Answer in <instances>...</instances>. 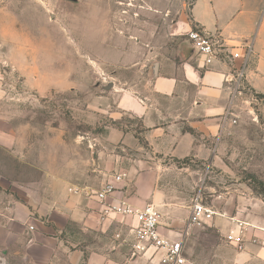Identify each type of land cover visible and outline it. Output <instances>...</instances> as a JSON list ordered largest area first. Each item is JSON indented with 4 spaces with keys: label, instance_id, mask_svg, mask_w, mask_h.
<instances>
[{
    "label": "rangeland",
    "instance_id": "374dc122",
    "mask_svg": "<svg viewBox=\"0 0 264 264\" xmlns=\"http://www.w3.org/2000/svg\"><path fill=\"white\" fill-rule=\"evenodd\" d=\"M140 4L141 0H0V221L5 203L32 211L35 204L43 211L31 215L42 222L44 234L55 232L64 243L84 247L85 255L89 250L108 251L118 241L116 251L123 260L130 252L127 224L110 218L102 231L82 230L71 221L60 229L55 226L58 212L52 201L60 186L70 183L73 190L94 195L120 175L121 189L134 194L135 181L149 173V185L165 203L160 208L167 206L179 221L189 216L198 193L204 204L220 212L245 195L264 201V190L258 187V180L264 183V94L245 86L232 98L227 123L213 137L200 138L211 149L205 158L153 153L144 141L148 129L138 118L112 115V75L136 84L142 95L149 94V83L139 66L100 62L112 53L110 34H102L100 27L108 29L118 11L124 22L134 12L140 14L135 21L141 20ZM176 42L168 38L165 45L170 48ZM187 50L191 51L189 45ZM181 130L196 135L187 124H181ZM150 157L161 166H132L134 159ZM203 225H196L193 234L198 252L206 257L215 236ZM14 229L17 237L0 242V264H33L35 256L46 254L45 248H28L32 225L22 230L17 224ZM72 245L68 246L73 249ZM49 264H68L65 253L58 250Z\"/></svg>",
    "mask_w": 264,
    "mask_h": 264
},
{
    "label": "crops",
    "instance_id": "0c3cea01",
    "mask_svg": "<svg viewBox=\"0 0 264 264\" xmlns=\"http://www.w3.org/2000/svg\"><path fill=\"white\" fill-rule=\"evenodd\" d=\"M128 4L133 5L132 2ZM112 7L118 9L119 6L114 3ZM140 7L141 20L135 21V15L140 17V14L134 12L132 16L128 14L124 22L118 11L108 29L100 27L102 34L107 37L110 34L112 45L110 57L101 58L100 62L119 68L139 66L149 83V94L142 95L136 84L112 75V102L116 109L112 115L123 113L138 118L148 129L144 141L153 153L176 159L189 155L205 158L211 149L200 138L213 137L217 128L227 123L233 97L225 78L241 59L233 62L220 58L204 65L203 57L193 51L187 33L198 27L216 34L228 50L249 44L251 53L245 83L252 92L264 94V0H191L188 4L180 0L178 6L168 0H141ZM168 38L177 40L173 47L165 45ZM181 124H187L196 135L182 131ZM133 162V167L161 166L160 161L152 157L137 158ZM149 177H152L149 173L141 174L135 181L136 192L127 194L121 189L123 179L113 176L105 183H110L112 190L103 197L98 196L101 190L87 196L73 190L70 183L63 184L52 201L54 211L58 212L54 215L55 226L60 229L65 222L71 221L82 230L102 231L110 218H115L130 227L135 224L133 217L108 211L107 205H129L138 210L153 203L160 213L159 232L173 240L182 238L185 264H264V201L261 198L245 195L237 203L224 206L221 212L216 210L213 218L202 226L215 236L213 243L206 248L207 256L203 257L202 251L198 252V237L193 234L196 224L188 223L189 216L179 221L174 211L165 205L160 208L159 204L165 203L157 190L149 185ZM18 204L11 201L4 204L0 242L8 243L18 234L14 229L17 224L22 230L32 225L28 248L47 249L44 256L32 257L35 258L33 264H49L58 250L65 253L68 264H158V254L154 257L149 253L131 255V245L129 254L119 260L116 248L121 242L118 241L112 242L114 244L108 251L89 250L85 255L84 247L64 243L55 232L44 234L42 222L31 215L35 210L43 211L41 207L33 204L32 211ZM58 216L64 221L62 224ZM235 220L242 221L243 227H239ZM230 228H235V233L242 230L241 247L226 240Z\"/></svg>",
    "mask_w": 264,
    "mask_h": 264
},
{
    "label": "built area",
    "instance_id": "2783aa9c",
    "mask_svg": "<svg viewBox=\"0 0 264 264\" xmlns=\"http://www.w3.org/2000/svg\"><path fill=\"white\" fill-rule=\"evenodd\" d=\"M187 39L193 51L197 55L203 57L204 65H208L220 58H227L229 61L233 62L235 59H241V63L239 65H233L231 73L225 78L226 82L229 83L232 97L241 94L244 87H247L245 83V70L251 53V46L249 44H243L236 46L233 50H228L220 36L207 33L198 27H193L187 33ZM120 178L121 176L118 175L117 179ZM111 190L112 185L108 183L101 189L98 196L103 197L104 194L111 192ZM107 206L108 211L120 213L125 217H133L135 219V224L129 227V231L131 232V255H145L149 253L150 257H154L158 254V264L186 263L182 238L173 240L163 236L159 232L160 213L153 203H147L142 209L138 210L129 205ZM215 214L216 211L204 204L201 195L198 193L192 200L188 223L196 225L205 224V222L210 221ZM235 221L239 227H243L242 221ZM241 232L242 230H239L238 233H235V228H230L225 238L229 243L241 247Z\"/></svg>",
    "mask_w": 264,
    "mask_h": 264
},
{
    "label": "trees",
    "instance_id": "16d2710c",
    "mask_svg": "<svg viewBox=\"0 0 264 264\" xmlns=\"http://www.w3.org/2000/svg\"><path fill=\"white\" fill-rule=\"evenodd\" d=\"M264 183L263 181L258 180V187L262 188L264 190Z\"/></svg>",
    "mask_w": 264,
    "mask_h": 264
}]
</instances>
